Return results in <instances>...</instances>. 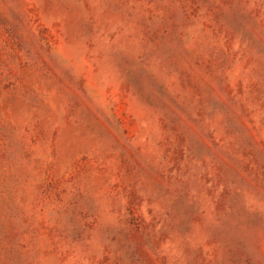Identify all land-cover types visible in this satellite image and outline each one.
Here are the masks:
<instances>
[{
  "label": "rangeland",
  "instance_id": "obj_1",
  "mask_svg": "<svg viewBox=\"0 0 264 264\" xmlns=\"http://www.w3.org/2000/svg\"><path fill=\"white\" fill-rule=\"evenodd\" d=\"M0 264H264V0H0Z\"/></svg>",
  "mask_w": 264,
  "mask_h": 264
}]
</instances>
